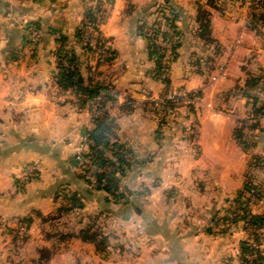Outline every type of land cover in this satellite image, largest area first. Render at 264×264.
Segmentation results:
<instances>
[{"label": "crops", "instance_id": "0c3cea01", "mask_svg": "<svg viewBox=\"0 0 264 264\" xmlns=\"http://www.w3.org/2000/svg\"><path fill=\"white\" fill-rule=\"evenodd\" d=\"M144 1L110 0L109 10L120 12L129 2L139 7ZM86 3L88 0H0V217L8 222L25 219L29 231L46 219L71 220V227H55L53 236L71 235L61 242L60 250L74 241L76 248L92 247L94 251L92 243L77 237L87 223H101V233L108 239L104 251L121 249L111 242L124 237L119 226L112 227L119 221L131 227V235L141 239L142 250L156 264H239L238 242L246 233L239 227L243 233L236 229L229 234L230 229H222L218 217L224 213L229 190L236 193L245 174L261 190V199L252 211L264 213V171L247 168L252 157L264 155V119L251 127V106L240 92L249 71L257 75L264 59L261 66L251 63L253 68H246L245 73L246 69L233 70L239 62L233 57L226 75L212 84H201L202 79L194 74L185 76L181 80L186 89L205 85L201 91L209 108H200L194 120L176 118L160 128L148 101L162 91V84L150 74L152 62L144 39L134 32L136 22H127L128 17L116 22L112 27L115 34L110 27L107 31L99 27L114 51L107 64L114 96L107 104L112 136L131 150L133 161L119 179L125 198L115 201L101 190L89 189L78 177L71 158L81 130L93 124L87 108L79 107L75 93L59 88L54 81L57 35L66 37L65 47L73 50L82 71L72 33ZM209 18L218 41L226 43L222 36L226 31L217 35L214 31V25L221 23L224 29L234 26L239 32V50L251 48L248 39L254 33L242 21L229 20L211 9ZM31 22L38 31L33 44L27 32ZM258 50L264 53V48ZM176 65L169 78L179 75ZM235 83L238 90L233 88ZM262 83L247 92L264 99ZM218 106L222 112L215 110ZM241 124L245 148L233 137L234 128ZM186 125L196 127L194 136L183 134L191 130ZM27 162L35 163L38 171L35 177L19 179L20 168ZM179 186L191 189L181 198L182 209L176 204ZM166 187L175 189L169 191L171 196ZM66 192H76L82 207L57 212L67 203ZM184 198L195 202L186 209Z\"/></svg>", "mask_w": 264, "mask_h": 264}, {"label": "rangeland", "instance_id": "374dc122", "mask_svg": "<svg viewBox=\"0 0 264 264\" xmlns=\"http://www.w3.org/2000/svg\"><path fill=\"white\" fill-rule=\"evenodd\" d=\"M167 1L168 2L165 3L163 0H146L142 2L143 4H140L142 6L139 7L136 4L134 5L133 3L129 2L128 4H126V7L124 6L125 9L120 12L116 10L115 12H112L111 10H109L111 4L110 0H88V3H86V7L91 8H96L97 5L101 3L100 9L102 10V14L100 16H102L103 24L107 23V25H100L99 27L103 28V30L106 29L105 31H107V28L110 27L109 31L111 32V34L114 33V29H112V27L115 25V23L120 22L121 20H126V17H128L127 22H131L132 24H135V22H142L145 25L144 28L146 27V29H149L150 27L152 29L156 28L155 26L157 25L163 26L162 17L166 16L167 14L166 7L170 6L176 11L177 20L175 22V25L178 32L177 40L179 42V45L176 49V57L168 62L169 70L167 74L164 75L165 78L167 76L168 84L162 82L161 77L159 79L152 77L162 84V91L157 96H155V98L148 101L150 103L153 118L156 123L159 117V115H157V111H161L159 112L162 119V125L159 126L160 128H162L164 124L169 123V121H174L176 118L179 119L188 117L196 119L198 117V113L196 112L199 111L200 108H209V105H207V101L204 99V92H202L201 90L206 84L215 83L218 80H221L226 75V72H228V69L226 70L227 65L229 64L231 59H233V57L234 60L238 59L240 62H238L233 68L234 71H244V69L246 68H248V70H251L253 68V65L250 66L251 63L256 65L259 64L261 66V60L264 59V53L258 50L264 48V18H260L257 15L260 12V9L256 8L253 9V12H251V3L249 0H211L216 10L208 6L210 0ZM197 9L198 12L202 14L204 11L208 10L209 16L211 9L220 13V15L226 16L229 20L235 19L236 21H242L244 25L246 24L248 18H250V14H254L253 22L257 26H259V33L253 34V37L251 39H248L251 48L247 50H239L237 45H240L241 43L236 42L238 39L237 37L239 36V32L235 30L234 26H228L226 30L224 29V25H222L221 23L214 25V31L216 32V35L221 31H226V33L222 35L225 37L226 43L224 44L223 42L218 41V39L214 37V33H212L213 30L211 27H209V32H206V30L202 29L196 21ZM262 11L264 13V10ZM204 17H206V14H204ZM262 21L263 24H261ZM30 24L31 25L27 26L29 39V29L34 27L36 23L31 22ZM34 28L36 29V27ZM126 30L128 31V28L123 29V31ZM164 30L166 29L164 28ZM74 31L72 33V39L74 38L73 41L75 46H78L75 48L76 51L81 55L79 57V60L82 64L81 66H79L82 70L81 72L79 71L80 74L84 77V79L89 78L91 79V81H98L110 85L112 74L108 73L109 69L107 67V64H109L110 61L106 62L103 60V56H105L106 54L104 55L102 50L105 49L94 46L92 42L91 45L88 46L76 40L74 37ZM251 32L254 33L253 31ZM80 36L81 38H84L86 35L80 34ZM253 39L255 40V43L251 41ZM107 41L108 40L103 39L104 46L108 47L109 50H112L110 49L111 46L107 43ZM111 41L112 40H109V42ZM160 43L163 44L162 40L160 41ZM89 62H91L90 65ZM175 62L180 73L179 75H172L169 78V71L171 70ZM257 68L259 69V71L258 69H256L255 71H258L257 73L262 75V86H264V67L261 66ZM248 70L245 73H247ZM116 71H119V68L114 69L112 73L114 74L116 73ZM249 72L250 74L248 76L251 77L252 72ZM192 74L199 76L202 79L201 84L205 85L201 88L196 87L194 89H186L181 79ZM163 80L165 79L163 78ZM237 86L238 83H235L233 88L235 89L237 88ZM178 91L199 92V99L193 104L186 105V103H182L181 101L174 100V98H172V96H174V94ZM215 110L220 112L223 111L219 106L216 107ZM187 126L189 127V130H191L186 131L187 133L183 134L185 136L189 134L191 137L194 136L196 127L194 125H186V127ZM27 164L31 163L27 162L21 166L18 175L19 179L27 180L35 177L34 175L32 177H24L22 175L23 166ZM166 188L167 194L171 196L169 191L174 192L175 189H173V187ZM232 190L233 189L229 190L227 194L228 198L226 199L224 208H227L228 204L235 196V192ZM189 191H191L190 188L188 189L184 186L178 187L177 192L180 194V196L176 204L180 205L178 206L179 208L182 209V196L188 194L187 192ZM193 199L194 198H191V200H189L187 198H184V201L187 202L186 209H188L187 207H189L190 205L194 204L195 200ZM18 221L8 222L7 220L0 217V264H46L50 258L51 260L48 262V264H156V262L151 259L152 257L149 256V254H147L144 250H142L143 242L141 241V239L131 235V227L126 222L118 221L112 226L114 228H117L119 226L118 232H122L120 230H123L122 234L124 237H118V240L116 241L114 239H111V242H113L112 244L118 247L120 245L121 249L113 251H110L108 249L109 251L106 252L104 251L106 248L105 247L104 249L96 253L95 251L97 250L93 251L92 247L91 249L85 246L79 249L76 248L77 246L74 245L76 244L74 241L69 244L67 249L64 248L60 250L62 246L61 242L68 241L70 239V236H66L65 238L61 237L64 236L63 234L61 236H53V234H55V227H60L59 229H62V226H65L66 224L67 226L71 227V225L73 226L71 220H65L58 223L59 220L50 221V219H46L45 223L41 222V224L30 231L28 230V226L20 227V225L22 224H19ZM225 225L226 223H223L221 228L224 230L230 229L229 234H231V232H234L236 229H238L237 231H241L239 228L241 227L240 222L228 225V227H226ZM101 227V223H93L92 228L98 230L99 232H103V229ZM114 235L117 237L119 234L117 235L115 233ZM244 238H246V236H244ZM260 238L261 250L264 254V231L261 232ZM233 239H235V237ZM106 240L108 242L107 237ZM40 248H46L51 251L50 257L47 262H37L36 259L38 256V250Z\"/></svg>", "mask_w": 264, "mask_h": 264}, {"label": "trees", "instance_id": "16d2710c", "mask_svg": "<svg viewBox=\"0 0 264 264\" xmlns=\"http://www.w3.org/2000/svg\"><path fill=\"white\" fill-rule=\"evenodd\" d=\"M163 1L165 3L168 2L167 0ZM249 1L251 3V12H253V9H260V12L257 15L260 18H264V13L262 11L264 10V0ZM100 4L101 3H99L96 8L86 7L84 9L82 20L78 27L75 28L74 37L85 45L89 46L92 42L94 46L105 49L102 50L104 55L106 54L103 56V60L108 62L113 59L114 51L109 50L108 47H105L103 44V37L99 30V25L103 21L102 16H100L102 14ZM208 6L215 9L211 0L209 1ZM166 9L167 14L162 17L163 26L157 25L155 26L156 28L151 29L149 27V29H146L142 22H137L134 32L145 41L146 55L152 62V67L150 69L151 76L158 79L161 77L162 82L168 84L167 76L165 78L164 75L167 74L169 70L168 62L176 57V49L179 42L177 40L178 32L175 25L177 20L176 11L170 6L166 7ZM204 14H206V17H204ZM253 17L254 14H250V18L246 21L245 27L248 30L253 31L254 34H258L259 26L254 24ZM196 21L202 29L209 32L210 21L208 10L204 11L202 14L198 12L197 9ZM261 24H263V21ZM166 27L171 29L172 34L176 36V39L173 42L170 41V35L164 30ZM78 34L80 38L78 37ZM80 34L86 36L81 38ZM157 38L167 42L168 47L156 44L154 40ZM55 41L56 47L54 55L57 72L54 76V81L59 88L63 90L71 89L75 93L79 107L83 106L87 108L90 120L93 124L91 128L84 131L87 138L92 142V144L88 145L87 154L91 161L98 166L115 165L116 167L112 172L98 174L96 176L97 181L92 186L84 181L83 182L89 189L101 190L115 201H120L125 198V192L119 189V179L133 161L131 150L124 143L117 141L112 136L113 123L107 112V104L114 100L112 87L98 81H91L89 78L84 79L77 67L73 50L65 47L66 37L57 35ZM163 78L165 80H163ZM261 81H263V77L260 74L251 75V77L248 76L244 81V90L240 91L242 95L247 97L251 106V116L248 117V119L251 120V127L256 126L258 122L257 120L260 118L264 119V99H259L256 95L250 94L247 91L258 85ZM196 95L199 96V92H196ZM97 109H100L101 113L95 115ZM241 126L242 124L239 127L234 128L233 137L236 142L245 148L246 144L242 140ZM126 154H129L130 157H127ZM71 162L74 166L75 162L73 157L71 158ZM247 168H257L264 171V155L252 157L247 164ZM77 175L81 179L80 174L78 173ZM244 177L242 186L236 191L234 198L230 201L227 208L224 209L223 215L218 217V221H220L221 226L223 223H226V227L240 222L241 229L246 233V238L238 242L239 264H263L264 254L261 250L260 230L264 228V213H255L252 211L249 213L248 217L244 213V203L247 200V196L253 195L255 198L254 204L256 205L261 199V190L252 182L247 174H245ZM101 178H104L105 181L103 185L99 182ZM63 197L67 203L58 207L56 210L57 212H67L72 208L82 207V202L76 192H66ZM238 211L241 213H237ZM18 223L24 224V226L27 227V220L25 219L19 220ZM92 227L93 224L91 223L85 224L78 230L77 237L82 241L92 243L95 250L101 251L107 245L106 236ZM66 236L68 237L71 235H64L61 237L65 238ZM250 242H254L257 245V248L253 249ZM252 253H254L253 257L251 256ZM50 254L51 251H49V249L40 248L36 259L37 262H47Z\"/></svg>", "mask_w": 264, "mask_h": 264}, {"label": "built area", "instance_id": "2783aa9c", "mask_svg": "<svg viewBox=\"0 0 264 264\" xmlns=\"http://www.w3.org/2000/svg\"><path fill=\"white\" fill-rule=\"evenodd\" d=\"M165 29L168 35H170V41L173 42L176 39V36L172 34L171 29H169L168 27H166ZM29 30H30V40L32 43H34L37 39V31H36L37 29L32 27ZM160 41L161 40L159 38L154 40L156 44L163 45L164 47H168L167 42L162 41L163 44H161ZM172 98H174V100H179L182 103H186V105L193 104L199 99L195 91H178L177 93L174 94V96H172ZM159 112L161 111H157V115H159L157 121L158 127L162 125V121H161L162 119ZM100 113H101L100 109H97L95 111V115ZM85 130L86 129L83 128L79 134L75 152L73 153L72 157L75 162L74 167L77 170V172L80 174L81 180L92 186L96 183L97 181L96 176L98 174L112 172L115 170L116 167L115 165L98 166L91 161L87 153H88V145L92 144V142L90 139L87 138L86 133L84 132ZM126 156L130 157L129 154H126ZM36 171H37V166L35 163L27 164L23 166L22 175L24 177L27 176L32 177L33 175L35 176ZM99 182L101 185H103L105 182L104 178H101ZM254 203H255V198L253 197V195H248L247 200L244 203V207H245L244 213L247 215V217L249 213L252 212V208L255 205ZM237 213H241V212L238 211ZM20 227H24V225L22 224L20 225ZM250 245L253 249L257 248V245L254 242H250ZM251 256L253 257L254 253H252Z\"/></svg>", "mask_w": 264, "mask_h": 264}]
</instances>
